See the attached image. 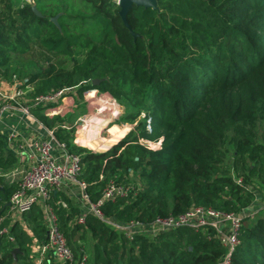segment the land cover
<instances>
[{
    "label": "trees",
    "instance_id": "obj_1",
    "mask_svg": "<svg viewBox=\"0 0 264 264\" xmlns=\"http://www.w3.org/2000/svg\"><path fill=\"white\" fill-rule=\"evenodd\" d=\"M156 1V10L133 5L128 28L117 0H0V78L22 82L33 94L78 86L82 96L96 88L118 100L126 118L145 112L135 129L161 140L155 149L131 132L94 153L73 144L61 124L53 129L81 154L80 178L91 202L110 181L130 185L127 197L100 207L106 219L148 222L193 207L249 209L253 176L264 179V0ZM37 117L51 129L61 122ZM16 163L0 136V169ZM14 187L3 185L0 215ZM59 197L65 208L56 204ZM50 204L75 254L85 251L75 242L91 236L88 264H217L227 251L209 227L128 238L90 213L78 223L79 209L65 194L52 192ZM24 216L44 242L40 209ZM27 229L10 227L14 241H4L0 264H34ZM238 239L230 264H264V205L243 215ZM42 264L62 263L49 256Z\"/></svg>",
    "mask_w": 264,
    "mask_h": 264
},
{
    "label": "built area",
    "instance_id": "obj_2",
    "mask_svg": "<svg viewBox=\"0 0 264 264\" xmlns=\"http://www.w3.org/2000/svg\"><path fill=\"white\" fill-rule=\"evenodd\" d=\"M15 84L12 93L1 92L0 96L11 100L26 114H29L34 107H44L51 115L59 112L55 107L61 100L67 99L65 103L67 108L70 107V101L73 100V87V89L65 88L55 92L33 94L29 86H21L22 82H15ZM96 91V89L84 91L83 99L92 101L96 98ZM112 99L115 101L113 97ZM111 104L114 105L109 100V105ZM63 127L68 130V126L63 125ZM9 139L13 141L14 153L18 160V166L22 168V174L16 180L15 187L9 197L8 210L0 215V257L4 241H14V237L10 233V224L6 221H15L37 206L43 217L42 226L46 232V239L39 246L34 259L35 264H42L43 259L49 256L62 264H88V254L82 249L79 254H75L68 244L60 227L58 216L50 204L52 192L66 195V191L75 187L80 191L82 199L87 202V206L78 216V223L83 224L86 215L90 213L121 231L128 238L134 234L154 236L165 230L182 226L209 227L215 231L221 246L227 250L217 264H230V254L239 243L241 219L243 215L247 214L246 209L234 213L212 208L193 207L179 214L156 216L148 222L138 220L120 222L106 219L100 207L116 197H127L130 185L116 184L110 181L98 200L91 202L86 192V182L80 178L81 154L69 149L65 142L56 138L53 131L46 137L31 138L14 129L9 132ZM159 143L157 142V145L152 148L159 147ZM7 175V172L0 170L2 182L6 181ZM237 182L241 183V179H237ZM56 204L63 208L66 207L63 197H59Z\"/></svg>",
    "mask_w": 264,
    "mask_h": 264
},
{
    "label": "rangeland",
    "instance_id": "obj_3",
    "mask_svg": "<svg viewBox=\"0 0 264 264\" xmlns=\"http://www.w3.org/2000/svg\"><path fill=\"white\" fill-rule=\"evenodd\" d=\"M77 87L78 86H73V100L70 101V107H65L64 110L66 111H62L64 116H61L66 126H68L69 132L73 136V144L87 148L94 153H102L108 151L114 144L132 132L134 135L136 134L138 142L144 147L153 149L152 147L157 145V141L151 142L147 140V138L140 133V130L135 129L140 120L146 119L143 110H140L135 116L133 115L134 118H126L122 114L125 108L120 106L118 100L115 99L114 101L110 93L98 91L96 88H90L97 90L95 94L96 98L92 101H85L83 99V94L82 96L78 95ZM3 88L4 87H1L0 91H3ZM13 88L14 87H10L8 90L12 91ZM105 93L107 94L105 95ZM94 100L96 101L94 102ZM109 100H111L114 105H109ZM147 121L145 123V128L150 129L148 128L150 124ZM159 142L161 143V140H159L158 143ZM253 181L255 183V206L246 209L248 213L254 211L255 207L264 201V179L260 174H256L253 176ZM69 203L79 209V214L82 211L81 209H85L87 206V203L84 202L80 194H78L77 197L69 196ZM27 228L29 229L30 227ZM91 244L92 238L89 234H86L83 239L75 242V245H81V248H84L88 255L90 253Z\"/></svg>",
    "mask_w": 264,
    "mask_h": 264
},
{
    "label": "crops",
    "instance_id": "obj_4",
    "mask_svg": "<svg viewBox=\"0 0 264 264\" xmlns=\"http://www.w3.org/2000/svg\"><path fill=\"white\" fill-rule=\"evenodd\" d=\"M19 1V0H17ZM15 83L12 80H4L0 78V88H3V91H0V93H12L13 91H9L10 87H15ZM6 87V89H5ZM67 102V99L61 100L55 107L56 110H59V112L51 114L48 113L46 108L44 107H34L31 109L29 114L23 113L22 110L15 106L14 103L11 100L4 99L2 96H0V136L4 138V146L7 150L11 151L15 156L14 153V145L13 141L9 139V132L11 130H16L27 137L36 138V137H46L50 133H52L53 129L56 128V125L61 124V127L63 125L66 126V123L62 120L61 116H64V113L62 111H66L65 109V103ZM39 114H45L49 117L59 116L61 118L60 123H53L52 129L45 126L43 122L37 117ZM63 121V122H62ZM64 128V127H63ZM67 130V128H65ZM69 130V129H68ZM54 134V133H53ZM17 163L12 166L11 168H8L2 172H7V179L6 181H3L0 179V186L3 187V185H9L16 183V180L21 176L22 174V168L18 166V160L16 157ZM2 193V192H1ZM81 193L80 191L72 187L70 190L66 191V195L69 197L76 196ZM2 196V195H1ZM85 202V201H84ZM87 203V202H85ZM259 205H264V201L260 203ZM6 211L8 210V205ZM83 210V209H81ZM42 215V214H41ZM43 221V217L41 218ZM10 224V227L17 223L18 225L22 226L23 228H27V220L25 216L18 217L15 221H6ZM42 223V222H41ZM30 236V239L32 241L31 243V250H30V256L32 257V260L34 262V259L37 255V252L39 250L40 244H42L41 239L34 233L32 229L26 230ZM46 235V232H45ZM17 248V247H15ZM54 259V258H53ZM55 260V259H54ZM35 264V262H34Z\"/></svg>",
    "mask_w": 264,
    "mask_h": 264
},
{
    "label": "water",
    "instance_id": "obj_5",
    "mask_svg": "<svg viewBox=\"0 0 264 264\" xmlns=\"http://www.w3.org/2000/svg\"><path fill=\"white\" fill-rule=\"evenodd\" d=\"M117 4L119 5L120 7V11H119V14L125 24L126 27L130 28L129 24L127 23V19H126V15L129 11V9L133 6V5H136V6H144V7H152L153 9H158L157 7V1L156 0H118L117 1ZM32 10L35 14H38V10L36 9L35 6L32 7ZM52 21H56V17H53L51 19ZM131 31V30H130ZM131 33L136 36L135 33H133L131 31ZM100 83V80L99 79H94L92 81V84L93 85H97ZM3 191V187L0 186V200H1V192ZM6 205H9V202L6 203ZM19 251L18 248H14L12 250V254L13 256L15 257L16 253Z\"/></svg>",
    "mask_w": 264,
    "mask_h": 264
}]
</instances>
